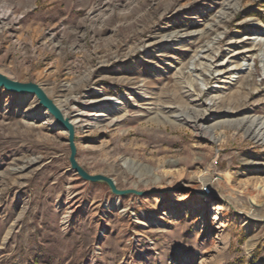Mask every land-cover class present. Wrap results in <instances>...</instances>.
Listing matches in <instances>:
<instances>
[{"label":"rangeland","instance_id":"374dc122","mask_svg":"<svg viewBox=\"0 0 264 264\" xmlns=\"http://www.w3.org/2000/svg\"><path fill=\"white\" fill-rule=\"evenodd\" d=\"M227 1L213 65L240 62L231 42L252 47L264 0H0V74L41 86L69 116L94 112L74 127L78 165L143 193L83 181L37 100L0 89V264H264V144L186 121L208 99L206 125L244 102L264 120L259 58L248 87L230 72L201 91L187 69Z\"/></svg>","mask_w":264,"mask_h":264},{"label":"bare ground","instance_id":"6f19581e","mask_svg":"<svg viewBox=\"0 0 264 264\" xmlns=\"http://www.w3.org/2000/svg\"><path fill=\"white\" fill-rule=\"evenodd\" d=\"M231 2L227 1V3L224 4L222 9L223 11L219 14L218 20L216 21L215 24L210 26L206 31L196 34L197 41H201L205 39L206 45L203 46L200 49V52L197 53L195 57L191 59V62L189 63L190 68L188 67L187 69L191 74L196 73L195 79L199 82L200 85L199 88L201 91L207 89L209 81L213 76H220L230 72L232 75L228 77L229 82L237 81L240 78L242 80L245 79L244 81L246 83V86L248 87V82L252 81L254 59L259 58L260 61L264 64V31L257 30L253 35V37L248 39L249 41H252L251 43L252 47L250 48L237 47V45L239 43L241 44L242 42L230 41L231 43L227 48L229 58L233 60L241 56L242 58L239 63L234 64V62H228L227 60L226 61L224 60L217 65H213L215 63L214 57L217 53V49L215 48V45L219 44L221 40L220 39L221 37L219 36L220 34H218V30L221 29L220 27L229 20L226 11L231 8L236 9L237 3L234 2L232 4ZM252 26L257 27L258 24L254 23ZM191 35L193 36L195 34H191ZM169 37L172 36L169 35ZM256 47L258 53L255 56L254 55L250 57L246 56L247 54L249 55L251 52L255 51ZM263 72H264V65H263ZM110 101L111 99L108 97V98H103L102 101L100 100L98 102L101 103V102H110ZM214 105H215L214 101L212 99H208L207 107L205 110L196 112V114L193 113L194 115L192 117H189L190 118L189 120H186L197 131V133L203 136H208L210 138H213V131L216 130L217 128H221V127H231L235 129L243 128L246 136L250 137L256 142H260L264 144V120L246 114L248 112L246 110L241 109L246 106L245 102L240 105V108H235V109L227 108L223 111L215 112V116L213 117V124L206 125V122L210 118L209 114L212 112V107ZM57 106L61 110L64 118H67L73 127H77L79 124H81L82 126L88 124L90 120H92L91 117H96V115L93 114L94 112L88 113L86 115L78 110H75L74 114L73 115L71 114L72 116H69L67 113L63 111L61 106L59 105ZM173 109H176V107H174ZM161 110L162 109H160L159 111L157 110L158 112L155 113L154 116L155 118L159 117L160 115H163L165 119H170L173 116L177 117V114H175L176 110L169 111L168 115L162 113ZM236 115H242V117L240 116V118H236L235 117ZM97 116H101V115H97ZM177 120L178 119L176 120L174 119V121ZM32 162L35 161L33 160ZM69 214L70 212H67L64 218H67Z\"/></svg>","mask_w":264,"mask_h":264},{"label":"water","instance_id":"95a60500","mask_svg":"<svg viewBox=\"0 0 264 264\" xmlns=\"http://www.w3.org/2000/svg\"><path fill=\"white\" fill-rule=\"evenodd\" d=\"M0 89L6 92L18 94L21 96H33L42 111L47 112L54 120V125L67 135V144L69 149L68 162L71 170L83 181L89 183H103L110 189L111 193L116 196H124L128 194L142 196L143 193L134 190H118L116 188L115 182L108 177L102 175H90L84 171L76 161V145H75V131L74 127L67 118H64L61 110L58 106L48 98L45 91L41 86L34 83H20L7 78L6 76L0 74Z\"/></svg>","mask_w":264,"mask_h":264}]
</instances>
